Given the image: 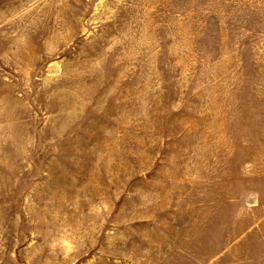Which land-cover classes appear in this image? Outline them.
<instances>
[{"label": "rangeland", "instance_id": "obj_1", "mask_svg": "<svg viewBox=\"0 0 264 264\" xmlns=\"http://www.w3.org/2000/svg\"><path fill=\"white\" fill-rule=\"evenodd\" d=\"M264 0H0V264H264Z\"/></svg>", "mask_w": 264, "mask_h": 264}, {"label": "crops", "instance_id": "obj_2", "mask_svg": "<svg viewBox=\"0 0 264 264\" xmlns=\"http://www.w3.org/2000/svg\"><path fill=\"white\" fill-rule=\"evenodd\" d=\"M262 203H264V202H262V201H259V204H262ZM260 261L264 262V260H262V259H261Z\"/></svg>", "mask_w": 264, "mask_h": 264}]
</instances>
